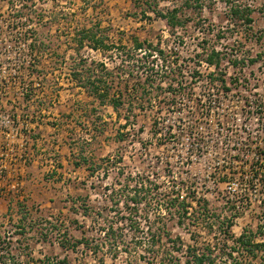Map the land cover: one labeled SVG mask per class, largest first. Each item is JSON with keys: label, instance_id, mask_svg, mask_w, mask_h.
<instances>
[{"label": "rangeland", "instance_id": "1", "mask_svg": "<svg viewBox=\"0 0 264 264\" xmlns=\"http://www.w3.org/2000/svg\"><path fill=\"white\" fill-rule=\"evenodd\" d=\"M240 3L251 9L252 23L233 19L226 0H0V15L27 17L31 82L41 84L29 180L0 212L7 264L65 257L69 264H185L188 245H226L229 222V249L245 231L264 242V163L261 180L228 178L255 173V150L264 158V0ZM175 7L181 23L172 28L157 11ZM85 29L113 46L95 49L89 37L81 45ZM92 60L115 72L118 109L90 94L93 68L103 74ZM147 74L153 85L144 82ZM187 163L195 180H183ZM140 188L146 197L132 210L124 195ZM181 190L196 200L182 218L178 202L170 204ZM107 218L121 229L117 257L105 245ZM157 229L181 238L182 251L171 257L166 237L153 245ZM66 231L72 240L88 236L89 249L87 242L62 248ZM250 247L253 253L236 249L233 256L264 264V247ZM229 252L216 254L228 260Z\"/></svg>", "mask_w": 264, "mask_h": 264}, {"label": "built area", "instance_id": "2", "mask_svg": "<svg viewBox=\"0 0 264 264\" xmlns=\"http://www.w3.org/2000/svg\"><path fill=\"white\" fill-rule=\"evenodd\" d=\"M29 27L27 17L23 14L11 15L8 11L7 14L0 15V182L16 180L7 186L0 184V198L7 197L10 190H18L24 184L27 166L34 155L32 134L40 127V117L38 110H34V104L41 84L38 81L31 82L36 76L32 70L33 37L32 32L28 31ZM20 56H24L21 63L17 61ZM261 130L264 132V126ZM237 151L235 148L230 156L235 158ZM246 158L248 157L245 156L244 159ZM233 162H236L235 159ZM250 163L256 166L253 175L249 177L248 174H239L238 177L234 174L228 177L229 180H261V169L258 165L264 163V158L260 150L254 151L253 161ZM184 169L183 173L189 178L184 177L183 180H195L194 174V178L191 177L188 163ZM214 179L217 180V177ZM230 183L229 190L232 189L233 182L229 181L228 184ZM233 189L236 190L235 187ZM176 195L190 204L187 208L188 213H191L196 200L189 198L183 190L173 194Z\"/></svg>", "mask_w": 264, "mask_h": 264}, {"label": "trees", "instance_id": "3", "mask_svg": "<svg viewBox=\"0 0 264 264\" xmlns=\"http://www.w3.org/2000/svg\"><path fill=\"white\" fill-rule=\"evenodd\" d=\"M226 3H229V8H230V13L233 19H239V20H243L245 23L250 24L253 22V17L251 16V9L246 5V4H241L240 0H226ZM189 5V3L187 4ZM179 8H172L171 10H168V13L163 14V12L161 11H157V15H161L164 18L167 19L168 24L172 27V28H176L180 23H181V19L179 16ZM86 37H89L91 39L94 40V48L95 49H99L100 47H103L105 49H110L113 44L112 43H106L105 40L103 38H99L98 35L96 33H94L92 30H87L85 29L83 32V35L81 34L80 36V42L81 45L84 42V39ZM133 42L135 43V48L136 49H142L144 47L143 42L139 41V39L137 37L134 36L133 38ZM215 51V50H214ZM159 52H162V50H159ZM217 54H219L217 52ZM150 55H153L150 53ZM163 55V54H162ZM209 59V64H215V62L212 59V56L208 58ZM84 61V60H83ZM91 64L96 65L97 68H101L103 74L101 75H96L95 74V70L93 68V71L91 72L92 74H90L91 76H88V81L91 85V93L93 96L99 98V101L104 104L105 101H107V99L110 100L111 104L114 106L115 109H118L123 103L121 101V93L120 90H115L113 83H114V79H115V72L111 69L108 68V66L106 65L105 62H96L95 60L91 61ZM155 68H151V70H153ZM94 73V74H93ZM171 73V74H170ZM75 76H78V74H74ZM160 75V74H159ZM162 75H173L172 70H165ZM151 74H147V78L145 79L144 82H148L150 80ZM148 83L152 84V81H149ZM137 85V84H136ZM153 85V84H152ZM138 87V85H137ZM118 89V88H117ZM146 89V88H144ZM135 90V88H134ZM111 91L112 94L110 93ZM150 181V180H149ZM150 185H156L153 182L150 181ZM262 186L264 188V182L262 181ZM143 190V192H141ZM144 188H140L139 190H135V194L130 196H127V194H125V198L126 199V205H130L131 209H137L136 207L138 206V203L141 202L142 199H144L146 197V194L144 193ZM143 193V194H141ZM120 198L117 199V201ZM181 200V201H180ZM180 201V202H179ZM205 202V200H199V204H202L201 202ZM178 202V206L180 207L179 209V217L182 218L183 215L185 216L186 214H188V206L190 204H188L185 200H182L180 198L179 195L174 196L171 201L170 204L171 205H175V203ZM186 202V204H185ZM171 206L168 205L166 207L167 210H169L168 208H170ZM194 207V206H193ZM203 208L206 209V206H203ZM262 211H263V215H264V205L262 207ZM138 210V209H137ZM138 213V212H135ZM141 217V216H140ZM209 217V216H208ZM111 218V217H110ZM127 219H130L132 221V226H134L133 224V217H129ZM115 222L112 218V220L110 219H106L105 221V226L103 229V234L106 238L105 240V245L106 246H110V248L112 249L113 247L115 248L116 252H114L115 254H113V256L117 257L118 255V251H119V242L117 241V239L121 236V229L117 226H115ZM232 222L228 223V229H224V236L226 237L225 241H226V245H228L230 240H233V234H232ZM150 229V226H148V230ZM253 232L250 231V234H248L247 231L243 232L237 239H236V243H238L237 245H235L233 248H228V246L224 245H220L218 244H209L208 246H206L203 250H201L200 248H197L195 245H188L187 247V251H186V259H185V264H243L240 260H238L235 256H233V251H235L236 249H240V250H245L247 252H249L250 254L253 253V247H250V245L252 246H258V247H264V242H256L254 240V238L251 236ZM65 234V239L61 241V246L64 249H76V247L78 246L79 243H83V242H87V249H89V237L85 236L80 240H72L71 236H68L69 232L66 231L64 232ZM151 240L153 242V245L156 246V244L158 242H161L163 240L164 237H166L167 241L171 242V248H170V253L169 255L172 257V254L175 250L177 251H182L183 249V244L180 242L181 238H177V239H172L170 237L169 232H167L165 229L161 230V229H157L155 233H151ZM252 237V238H251ZM226 249H228L229 252V259L227 260H223V258L221 256H219V254L216 253H221L222 251H226ZM217 251V252H216ZM49 260V258H48ZM48 260H43L44 264H51L50 262H48ZM171 260V259H170ZM177 260V259H176ZM0 261L4 264L6 262V258L5 256L0 255ZM69 259L67 257L62 258L61 260H59L57 263L58 264H69ZM18 263V262H16Z\"/></svg>", "mask_w": 264, "mask_h": 264}, {"label": "crops", "instance_id": "4", "mask_svg": "<svg viewBox=\"0 0 264 264\" xmlns=\"http://www.w3.org/2000/svg\"><path fill=\"white\" fill-rule=\"evenodd\" d=\"M32 167L30 166V164L27 166V172L28 171H30V169H31ZM29 175L27 174V176H26V180H29ZM26 180H23V183H25L26 182ZM13 182H16V180H2L1 182H0V184L2 185V186H7V185H9L10 183H13ZM12 193V194H11ZM10 194H11V197H9V199H11L12 197H13V195H14V190H12V192H11V190H10ZM8 197V196H7ZM7 198L6 197H4V198H0V212L1 211H8V206H7V200H6Z\"/></svg>", "mask_w": 264, "mask_h": 264}]
</instances>
